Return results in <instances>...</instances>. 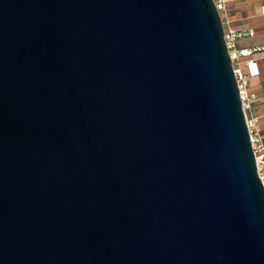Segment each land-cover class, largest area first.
I'll return each instance as SVG.
<instances>
[{"label":"water","instance_id":"obj_1","mask_svg":"<svg viewBox=\"0 0 264 264\" xmlns=\"http://www.w3.org/2000/svg\"><path fill=\"white\" fill-rule=\"evenodd\" d=\"M0 264H264L214 0H0Z\"/></svg>","mask_w":264,"mask_h":264},{"label":"crops","instance_id":"obj_2","mask_svg":"<svg viewBox=\"0 0 264 264\" xmlns=\"http://www.w3.org/2000/svg\"><path fill=\"white\" fill-rule=\"evenodd\" d=\"M228 28L239 34V49L264 47V0H225ZM253 33V35H250ZM258 60L259 75L249 79L248 90L255 95L251 117L255 118L256 127L264 138V51L254 55ZM244 61L247 58L243 59Z\"/></svg>","mask_w":264,"mask_h":264},{"label":"built area","instance_id":"obj_3","mask_svg":"<svg viewBox=\"0 0 264 264\" xmlns=\"http://www.w3.org/2000/svg\"><path fill=\"white\" fill-rule=\"evenodd\" d=\"M218 11L220 12L225 28V40L227 48L233 63L234 73L237 79L238 88L246 115V121L250 133L252 147L255 153L259 176L264 185V138L256 127V119L251 117L250 110L255 99V95L248 90L249 79L259 75L258 60L254 57L255 53L263 52L264 47L255 49H239L237 39L239 34L232 28H228V20L224 16L226 13V1L214 0ZM253 35V33H250ZM247 58L246 61L243 59Z\"/></svg>","mask_w":264,"mask_h":264}]
</instances>
